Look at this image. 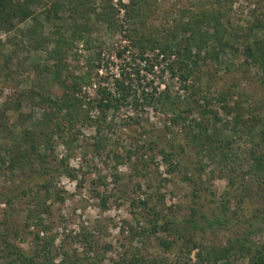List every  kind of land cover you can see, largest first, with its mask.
I'll use <instances>...</instances> for the list:
<instances>
[{"label":"rangeland","instance_id":"obj_1","mask_svg":"<svg viewBox=\"0 0 264 264\" xmlns=\"http://www.w3.org/2000/svg\"><path fill=\"white\" fill-rule=\"evenodd\" d=\"M60 1V18L42 20L40 34L42 39L49 40L40 43L38 51L30 50L32 41L27 36L32 20L10 33L0 32V113L5 112L4 121L11 131L7 135L0 133V154L4 160L12 156L9 149L21 141L22 131L36 133L39 123L44 122L46 107L37 94L60 99L64 82L70 86L77 84L80 89L75 96L85 101L82 109L93 119L79 128L76 139L67 130L52 138L54 151L48 165L57 168L64 163L77 180L57 178L49 195L37 190L41 204L47 203L51 208L48 214L37 209L47 227L40 237L55 240L56 262L67 253L77 264H117L121 259L134 258L152 264H197L201 248L227 247L244 235L245 222L262 221L257 217L264 213V178L256 175L250 153L264 147V71L246 64L244 49L264 39V27H253L258 20L264 23V0H229V24L224 23L228 29L226 41L232 47L222 49L217 60L205 61L202 52L199 67H193L194 72L186 81L179 74L176 56L166 61L156 58L160 47H155L154 40L168 39L172 35L170 30L189 21V9L207 7L215 0H150L151 16L143 26L128 18L123 5L130 0H94V11L86 18L71 14L66 0ZM107 2L113 6V19L99 20L96 14L103 12ZM88 19L92 30L84 33V40L75 39L76 26L83 27ZM205 29L213 32L210 27ZM138 31L149 41L138 37ZM60 35L73 44L65 51L57 79L53 72L59 64L50 53ZM15 40L17 44H12ZM147 58L154 63L152 72L145 68ZM83 78L86 80L82 81ZM118 84L123 89L117 91ZM126 91L127 101L118 110L107 112L102 135L106 141L104 149L95 150L99 113L89 108L87 102L99 99L104 92L120 97ZM167 91L172 98L185 102L180 106L185 122L173 125L172 113L158 111L145 101L151 93ZM67 93L73 94L71 89ZM221 95L234 110L230 115L216 101ZM206 102H211V108L219 112L221 120L214 122L212 116H207L205 123L212 124L210 132L216 127L222 135L226 158L220 154L209 157L208 143L199 157L185 136L188 122L202 118L200 113ZM237 111L249 120L259 117L263 123L252 130L249 126L245 130L242 124L238 128L244 129V134H236L232 123ZM151 140L159 142L154 149L150 147ZM163 149L175 150V167L163 160ZM34 160L36 168H40V162ZM40 176L28 168L12 171L0 163V234L5 235L4 240L0 238V247L5 246L6 239L27 253L35 249L36 233L43 229L37 226L38 216L30 218L35 203L21 191L14 199L13 192L27 181L39 182ZM103 198H107L106 207L102 205ZM142 200L182 222L180 233L153 234L151 216L140 207ZM194 211L197 217L202 214L208 218L227 213L231 220L223 229L194 234L192 245L199 248H193L191 253L187 249L192 246L185 239L164 248L161 240L179 238L188 228L183 226L184 219L191 218ZM237 217L241 218L240 224H236ZM262 226L263 230L255 236L260 242H264ZM79 235H88L91 241L87 244ZM248 261L239 254L232 259L233 264ZM0 264L7 262L0 258Z\"/></svg>","mask_w":264,"mask_h":264},{"label":"trees","instance_id":"obj_2","mask_svg":"<svg viewBox=\"0 0 264 264\" xmlns=\"http://www.w3.org/2000/svg\"><path fill=\"white\" fill-rule=\"evenodd\" d=\"M66 2L68 4L67 10L73 15L87 17L91 11H94V0H66ZM229 5V0H215L214 3H210L207 7L198 6L196 7V10L189 9L186 14L189 17L187 23H179L174 30H170L169 32H171L172 35L168 39L163 41L154 40L155 47H160V51L156 55V58L166 61L168 57L173 55L176 56V63L179 64L178 71L184 81L188 80L193 74V67H199V60L202 52H205V61L209 58L217 60L222 49L224 50L226 47H232V45H230L231 43L226 41L228 29L225 27L224 23V21H226V23L229 24L228 17L231 8ZM123 6L126 8L128 18L138 21L142 26L146 23L147 18L151 16L150 7L152 5L150 4V0H130L129 4ZM112 8L113 6L111 2H107L106 6L103 7V12L97 13L96 17L99 20L112 21ZM60 11V0H48V2L43 0H0V32L4 31L10 33L16 30L20 24L32 20L33 25L28 29L27 36L29 35L32 41L30 50L38 51L41 48L40 43H43L44 40L45 42L49 40L48 38L42 39V35L40 34V31H42L44 27L42 20L50 21L53 18L59 19ZM206 27L213 29V32L206 29L204 30ZM253 27L254 29L263 28L264 23L258 20ZM90 30H92V25L90 24V19H88L83 27L78 28L76 26L73 33L74 38L84 40V33ZM179 36H182L180 40ZM238 36H241V34H238ZM138 37L149 41V38L144 34H139V31ZM16 40L11 43L17 44L15 43ZM88 43L89 42L87 41V44ZM72 44V40L66 39L64 36L60 35L56 40V47L53 52L50 53V57L57 60V63L59 64L58 67L56 66V71L53 72L57 79L60 78L59 74L63 69H61V67L63 65V58L66 55L65 51L69 50ZM253 46L254 47L247 45L244 49L246 64L264 71V39L256 40ZM144 62L145 68L152 72L154 63L148 58L144 59ZM147 64H149L148 67ZM137 74H139V72H137ZM84 80L86 79L83 78L82 81ZM63 85V96L60 99L52 100L50 97L42 94L36 95V97L39 98L40 103L46 107V110H48H45L43 115L44 122L39 123L38 125V132L33 133L28 130L22 131V139L20 142L12 145L9 149L12 156L7 161L4 160L0 154V163L8 169L12 171H24L28 168L32 172L41 175L39 182H36V180L27 181L14 189L15 192H13V197L14 199H18L16 197L17 191H21L23 195L33 200L36 211H31L30 218H36L38 216L37 220L40 223L37 224V226L43 229H40V231L36 233V246L32 253H27L24 250L17 248L15 245L9 244L5 239V241H3L6 243L5 246L0 247V258L6 260L7 264H77V261L72 260L67 253L61 255L62 259L59 262H56V256H58V254L55 250V240L52 237L46 239L40 237V233L47 230V227H45L46 225L41 219V216L37 215L38 208L41 209V212L39 213L42 214H48L51 212L50 205L47 203L41 204L40 198L38 197V189L49 195L55 186V180L57 178L68 177L71 180H77L76 175L72 173V170L68 169L64 163L57 168L48 165L49 158L50 156L52 157L54 151L52 138L56 135L62 136L63 132L67 130L70 135H72L73 139H76L80 134L79 128L82 125H87V123L92 122L93 120L88 115V112L86 113L82 109L85 101L75 96L76 92L80 89L79 86L77 84L70 86L67 85L66 82H64ZM117 88V91L123 89L120 84H118ZM185 88L189 89L188 86H185ZM68 89H71L73 94H68ZM128 96V91L120 97H117V95L113 93L104 92L99 99H92L87 102L89 108L97 110L99 113V116H97L96 119L98 124L97 136L95 137L96 141L93 145L95 150L100 151L104 149V143L106 141L102 135L103 125L107 122L108 118L107 112L111 109L118 110L119 107L127 101ZM190 98L191 97H189V99ZM145 101H148L147 104L155 106L158 111L172 113L174 115L171 120L173 125L179 124L180 121L185 122V118L183 117L184 111L180 107L182 104H185V102L181 101L178 97L172 98L169 91L160 94L157 92L151 93L150 95L145 96ZM189 101L191 100H187L186 102ZM216 101L222 104L221 110L226 115H230L234 111L227 102L225 96L221 95ZM138 105L139 104L136 106ZM142 106H144V104ZM200 114L202 116L201 119H193L192 122L189 121L185 128L187 130L185 136H187V140L191 144L189 145L191 148L194 147V150H196L199 157H202V151L206 149L205 144L208 143L209 157L213 159L216 155L220 154L222 157L226 158L224 145L226 143H224L225 141L222 139V135L216 131V127L210 132L209 126L212 124L207 125L205 123V118L207 116H212L214 122L221 120L219 118V112L211 108V102H206V107ZM4 116L5 112L0 113V133L7 135L11 131L6 126ZM59 117L60 120L58 121ZM250 120L246 119L238 112L232 123L234 132L242 135L245 130H249L248 126L251 127L250 129L252 130L264 122H262V119L259 117H252ZM242 124H245V130L238 128ZM261 137L262 144H264V130L261 133ZM158 144V141H150V147H152V149L156 148ZM42 148L43 152H41ZM176 154L175 150L172 149H163L161 151L163 160L169 162L173 167H175L173 161ZM250 156L253 160L256 175L264 178V147H258L255 150H251ZM34 159H37L40 162V168H36ZM46 199L48 200V198ZM11 202L12 198L8 200L9 204H11ZM102 202V205L106 207L107 198H103ZM140 204L142 210L151 216L149 224L153 234L160 231L167 233L173 232L174 235L180 233L179 225L182 224V222L167 217L163 211L151 207L147 201L142 200ZM227 217V213L218 216L216 215L212 218H208L202 214L197 217V212L194 211L191 218L184 219L183 226H185L184 228H188L181 233L180 237L177 239L175 238L173 241H170L169 239L161 240V244L164 248L169 249L175 244V242L177 243L180 240L185 239L186 244L192 246H187V252L191 253L193 248H199L195 247L196 245H192V236L200 231L220 230L227 227L231 220ZM258 218L262 221L257 224L249 221V223L245 222L243 225L247 226V229L245 230L244 235L235 241H231L229 246L222 248L217 246L201 248L197 254V264H233L232 259L233 257H236L237 254L242 257L246 256L249 259L248 264H264V242L258 241L255 237L263 230L262 225L264 224V213H260L257 219ZM237 220L238 222L236 224H240L241 218L237 217ZM3 236L5 235L0 234L1 240L3 239ZM79 237L80 239L83 237V241L87 244L91 241L88 235H79ZM117 264H152V262L134 258L131 261L121 259Z\"/></svg>","mask_w":264,"mask_h":264}]
</instances>
